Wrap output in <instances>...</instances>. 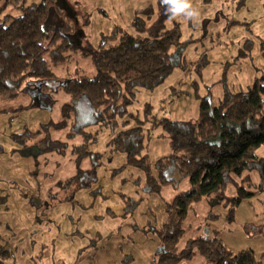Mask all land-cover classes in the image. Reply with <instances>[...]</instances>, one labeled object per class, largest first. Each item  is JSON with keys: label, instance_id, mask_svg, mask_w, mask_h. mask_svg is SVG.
Masks as SVG:
<instances>
[{"label": "rangeland", "instance_id": "1", "mask_svg": "<svg viewBox=\"0 0 264 264\" xmlns=\"http://www.w3.org/2000/svg\"><path fill=\"white\" fill-rule=\"evenodd\" d=\"M9 1L6 11L19 15L22 7L46 0ZM52 1L45 31L67 44L63 52L69 56L57 64L55 55L47 57L58 81L51 82L48 105L27 91L0 103V264H158L162 237L177 223L169 206L189 190L188 178L173 165L162 185L156 163L172 150L161 122L194 120L201 98L217 105L227 93L245 90L255 80L264 84V0H190L197 18L170 16L164 23L166 29L179 24L178 52L187 69L177 64L176 55L162 84L137 87L126 114L116 117L115 130L106 119L91 115L83 99L65 129L49 136L65 144L61 153L37 143L46 134L35 136L25 149L31 137L23 134L63 119V106L73 101L59 82L94 77L89 44L97 48L116 27L134 34V15L151 8L154 20L159 0ZM201 56L206 65L199 75L195 68ZM33 101L36 106L28 107ZM131 129L141 135L136 157L147 156L152 184L140 169L125 165L127 151L112 152L108 145L116 133ZM20 135L23 143L20 137L16 141ZM78 145L92 153L79 165L72 153ZM255 154L264 157V145ZM74 176V184L67 186ZM250 176L252 183L259 182L256 172ZM226 195L236 197L233 184ZM180 229L181 249L190 239L215 235L227 250H252L258 264H264V193L244 199L232 218L224 202L202 199L190 205ZM183 264L206 262L195 255Z\"/></svg>", "mask_w": 264, "mask_h": 264}, {"label": "trees", "instance_id": "2", "mask_svg": "<svg viewBox=\"0 0 264 264\" xmlns=\"http://www.w3.org/2000/svg\"><path fill=\"white\" fill-rule=\"evenodd\" d=\"M9 3V0H3L0 4V103L14 100L27 91L40 98L44 106L48 105L50 93L54 91L51 82L58 81L47 57L55 55L53 59L57 64L69 56L68 52H63L68 49L67 44L45 31L53 1L22 7L19 15H15L13 10L6 11ZM153 14V10L147 8L134 15V34L116 27L110 35L102 36L97 48L88 45L87 52L91 55L96 74L92 78L82 76L59 82L73 104L63 106L61 121L23 134L31 137L24 142L25 149L35 136L46 134L37 143L46 151L61 153V145L65 144L49 139V136L65 129L69 117L74 115L77 104L83 99L88 102L87 109L91 115L106 119V125H112L115 130L116 117L126 114L127 107L135 100L137 87L153 89L162 84L174 69L176 55L177 64L187 69L182 53L178 54L182 45L179 24L166 29L165 20L171 15L162 3L154 20ZM148 22L151 23L148 25ZM205 60L201 56L197 61L195 72L199 75L206 65ZM199 102L196 119L186 122L164 119L161 122L172 150L169 156L156 163L161 169L162 185L167 183L165 173L169 165H173L182 177L188 178L189 190L176 196L169 206V213L175 211L177 223L174 230L162 237L158 264H183L195 255L203 257L206 264H258L254 251L227 250L215 235L190 239L182 249L179 248L183 233L180 222L191 204L202 199L224 202L232 218L234 209L244 199L264 193V157L259 158L255 154L264 145V84L255 80L245 90L227 93L217 105L207 98H201ZM33 106H36L34 101L28 107ZM137 132L131 129L116 133L108 145L112 152L127 151L125 165L140 169L147 183L152 184L147 156L136 157L141 144V135H134ZM18 139L22 142V135L16 141ZM72 153L79 165L90 152L86 145H78L74 146ZM252 172L259 176L257 184L251 182ZM77 177L70 178L67 186L73 185ZM230 184L236 187V197L226 195Z\"/></svg>", "mask_w": 264, "mask_h": 264}, {"label": "clouds", "instance_id": "3", "mask_svg": "<svg viewBox=\"0 0 264 264\" xmlns=\"http://www.w3.org/2000/svg\"><path fill=\"white\" fill-rule=\"evenodd\" d=\"M161 3L167 6L171 17L184 15L186 18L195 19L199 16V12L192 7L190 0H161Z\"/></svg>", "mask_w": 264, "mask_h": 264}, {"label": "crops", "instance_id": "4", "mask_svg": "<svg viewBox=\"0 0 264 264\" xmlns=\"http://www.w3.org/2000/svg\"><path fill=\"white\" fill-rule=\"evenodd\" d=\"M161 4V0H159V5Z\"/></svg>", "mask_w": 264, "mask_h": 264}, {"label": "bare ground", "instance_id": "5", "mask_svg": "<svg viewBox=\"0 0 264 264\" xmlns=\"http://www.w3.org/2000/svg\"><path fill=\"white\" fill-rule=\"evenodd\" d=\"M178 54H181V53L178 52Z\"/></svg>", "mask_w": 264, "mask_h": 264}]
</instances>
